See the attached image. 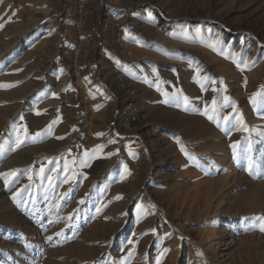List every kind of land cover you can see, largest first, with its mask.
<instances>
[{
    "label": "rangeland",
    "instance_id": "374dc122",
    "mask_svg": "<svg viewBox=\"0 0 264 264\" xmlns=\"http://www.w3.org/2000/svg\"><path fill=\"white\" fill-rule=\"evenodd\" d=\"M162 13L176 44L149 29ZM245 35L264 40V0H0V264H264V50Z\"/></svg>",
    "mask_w": 264,
    "mask_h": 264
},
{
    "label": "bare ground",
    "instance_id": "6f19581e",
    "mask_svg": "<svg viewBox=\"0 0 264 264\" xmlns=\"http://www.w3.org/2000/svg\"><path fill=\"white\" fill-rule=\"evenodd\" d=\"M37 2H39L40 0H36ZM154 11H158V12H161V9H159L158 7H155L153 4H147L145 7H144V13H147V12H150V13H152V12H154ZM164 18H166V20H167V24H164L163 25V27H161V28H159V29H154V27H150L149 29H150V31H152V34L153 35H155V37L156 36H158L159 38H161V39H163V40H166V41H168V42H170V43H175L176 44V40L173 38V37H171L170 36V33H169V31H166V28L168 27V26H174V28H177L178 26H177V23H176V19H174V18H172V17H170L168 14L166 15L165 13H162L161 14ZM195 20H196V23H197V25H200V26H206V27H213V29H219V30H224V34L225 33H227V32H229V33H231L232 32V30L230 29V28H227L226 26H225V24L222 22V20L220 19V18H212V17H210V16H203V15H196L195 16ZM148 28V27H147ZM204 29V28H203ZM237 29V28H236ZM240 29V28H239ZM238 29V30H239ZM214 30V31H215ZM234 30V29H233ZM241 31H243L244 33L243 34H245V30L244 29H240ZM218 31V30H217ZM216 33V32H215ZM253 35V34H252ZM245 36H247V35H245ZM157 37V38H158ZM247 39H249L250 40V42H252L253 43V46H256L257 48H261L262 50H264V48H262V47H264V40H261V39H259V38H257V37H254L253 36V38L251 37V35L250 36H247ZM133 45V44H132ZM134 47L136 46V45H133ZM187 53H189V54H191V53H193V55L194 54H196V55H203L204 53L201 51V50H198V49H193V48H191V49H186L185 50ZM205 52V51H204ZM188 54V55H189ZM202 57V56H201ZM183 64H186V62H184ZM168 64H162V66H167ZM169 65H171V66H176V65H178V63H173V62H171V63H169ZM178 67V66H177ZM162 69V68H161ZM184 69V68H183ZM178 70V69H177ZM181 71V70H180ZM165 72H167V71H165ZM181 73V72H180ZM190 74H191V72H190ZM18 93V92H17ZM151 97L152 98H155V95L153 94H151ZM10 106V105H9ZM133 113H131L130 115H129V117H128V121L130 122V123H132V121H133ZM13 116V115H12ZM219 145V144H218ZM18 160V159H17ZM4 200V199H3ZM200 253H202V255H198L199 257V260H200V262H202V264H207L206 263V257H205V254L203 253V252H200Z\"/></svg>",
    "mask_w": 264,
    "mask_h": 264
},
{
    "label": "snow or ice",
    "instance_id": "6c2138e0",
    "mask_svg": "<svg viewBox=\"0 0 264 264\" xmlns=\"http://www.w3.org/2000/svg\"><path fill=\"white\" fill-rule=\"evenodd\" d=\"M237 67L239 68L240 65L237 64ZM241 70H243V69H241ZM0 86H2V85H0ZM257 97H264V93H260V92L255 93V94L251 97V102H252L253 104H257V103H258ZM225 101H226V103H231L230 100H229L227 97L225 98ZM165 102H167V101H165ZM185 103H187V99H186V98H185ZM213 104H215V101L213 102ZM232 108H233V112H236V106H235V104H232ZM212 111L214 112V111H215V108H213ZM38 114H39V113H38ZM204 115L207 116V118H208L209 120H213V119H214V117H213L212 115H209V112H208L207 109L205 110ZM223 122H224L226 125L229 124V123L231 122V114H229V115H225V116L223 117ZM216 123H217V126L219 127V126H220V120H219V119H216ZM235 123H236V124H239V125H240V128H241L242 130H244V131H249V129H247V128L244 126V121H243L242 117H241L239 114H237V115L235 116ZM233 127H235V124H233ZM25 134H27V133H26V129H25ZM40 135H41V133H39V132L35 134V136H37V137L40 136ZM97 135H102V134H97ZM19 143H20V141L18 140V145H19ZM230 147H231L232 150H233V158H234V159L237 158V157L240 155V154L238 153V151H237L238 144H237V143H233L232 145H230ZM181 151L184 152V154H185L186 156H189V155H190L189 153H187L186 149H185L183 146L181 147ZM249 152H250V149H249ZM246 158H247V160H248V171L251 172V170H252V158H251L250 155H247V154H246ZM193 159H194V158H193ZM42 171H43V170H42ZM8 175H15V173H8ZM49 179L51 180V178H49ZM66 180H67V177H66ZM14 198H15V197H14ZM97 211H100V209H97ZM258 219L264 221V217H259ZM261 230L264 231V224H262V226H261ZM153 231H155V230H153ZM49 239H51V237H49ZM198 255H202V253H198Z\"/></svg>",
    "mask_w": 264,
    "mask_h": 264
}]
</instances>
